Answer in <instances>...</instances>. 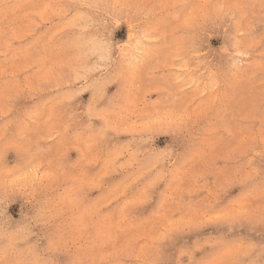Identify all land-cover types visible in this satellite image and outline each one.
<instances>
[{
    "label": "rangeland",
    "instance_id": "1",
    "mask_svg": "<svg viewBox=\"0 0 264 264\" xmlns=\"http://www.w3.org/2000/svg\"><path fill=\"white\" fill-rule=\"evenodd\" d=\"M0 264H264V0H0Z\"/></svg>",
    "mask_w": 264,
    "mask_h": 264
}]
</instances>
